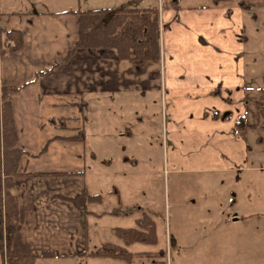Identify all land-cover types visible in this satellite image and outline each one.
Returning a JSON list of instances; mask_svg holds the SVG:
<instances>
[{"label": "crops", "instance_id": "1", "mask_svg": "<svg viewBox=\"0 0 264 264\" xmlns=\"http://www.w3.org/2000/svg\"><path fill=\"white\" fill-rule=\"evenodd\" d=\"M109 2L143 7L145 0L95 3L111 8ZM157 3H150L158 7L161 24L157 60L122 59L114 48L78 47V11L86 9L79 4L0 12V87L16 89L9 98L16 145L24 154L15 190L26 210L21 236L37 256L34 264L141 257H88L85 251H95L89 248L86 217L96 215L91 208L97 203L85 215L70 198L86 191L98 194L86 183L85 125L90 136L110 138V148L111 132L133 142L134 132L144 129L147 94L157 99L153 105L159 112L162 108L171 170L232 172L247 166L248 134L264 127V110H258L264 108V87L257 86L264 71L254 60L247 65L243 5L236 0L195 6L176 0ZM8 31L21 35L16 50H9ZM120 113L126 114L124 125L107 124ZM88 150L95 161L97 150ZM126 159L137 164L134 157ZM112 193L119 196L116 189ZM143 212L134 216L133 227ZM45 251L54 256L40 257Z\"/></svg>", "mask_w": 264, "mask_h": 264}, {"label": "rangeland", "instance_id": "2", "mask_svg": "<svg viewBox=\"0 0 264 264\" xmlns=\"http://www.w3.org/2000/svg\"><path fill=\"white\" fill-rule=\"evenodd\" d=\"M176 1L183 6H195L212 0ZM237 1L244 10L247 65L254 60L264 71V0ZM95 2L0 0V12L22 13L36 8L53 11L77 8L78 4L86 9L105 6ZM146 3L158 5L157 0H145L143 5H149ZM262 76L263 82L257 86L263 88ZM153 99L157 103L156 98L147 94L144 129L139 134L133 130V142L111 132L114 143L110 148L106 141L110 138L90 136L91 130L85 125L87 188L103 198L101 204L91 208L96 215L87 216L86 220L89 248L99 251L106 243L121 244L117 229L132 228L134 216H140L143 210L154 222L155 241L126 248L160 255L134 257L130 262L95 258L84 264H264V127L260 125L248 134V163L240 171L171 170L163 136L162 108L159 112ZM125 115L120 113L107 124L124 125L121 119ZM89 148L97 150L95 161ZM124 155L136 158L137 164L132 165L127 159L125 162ZM115 189L119 196L112 193ZM134 205L137 209L131 211ZM129 211L132 213L128 216ZM0 264H6L2 251Z\"/></svg>", "mask_w": 264, "mask_h": 264}, {"label": "trees", "instance_id": "3", "mask_svg": "<svg viewBox=\"0 0 264 264\" xmlns=\"http://www.w3.org/2000/svg\"><path fill=\"white\" fill-rule=\"evenodd\" d=\"M139 1V0H138ZM141 1V0H140ZM173 2V0H168ZM232 0H212L217 5ZM78 47L114 48L122 59L157 60L160 58V17L155 5L138 6L132 4L111 8L84 9L78 11ZM6 40H11L9 50L21 45L18 31L6 32ZM11 87H0V251L4 253L6 264H34L33 255L21 236L25 209L18 203L15 193V178L20 176L18 166L24 152L16 145L12 107L9 95L15 91ZM75 207L85 215L90 204L101 203L102 195L87 191L70 198ZM131 211L137 209L130 207ZM126 214L129 216L132 212ZM116 214V211L111 212ZM135 227L117 229L116 235L123 246L106 243L99 251L87 252L88 257H115L131 260L134 256L157 257L160 253L131 252L126 249L134 243H153L155 241L154 222L143 212L135 219ZM162 255V254H161ZM43 252L40 257H53Z\"/></svg>", "mask_w": 264, "mask_h": 264}]
</instances>
